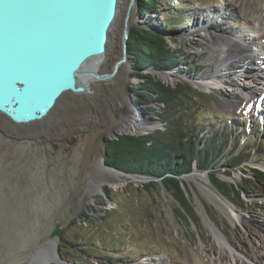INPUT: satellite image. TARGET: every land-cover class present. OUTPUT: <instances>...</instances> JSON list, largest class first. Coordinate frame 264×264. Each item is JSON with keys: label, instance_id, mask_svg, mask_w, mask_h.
Returning a JSON list of instances; mask_svg holds the SVG:
<instances>
[{"label": "rangeland", "instance_id": "obj_1", "mask_svg": "<svg viewBox=\"0 0 264 264\" xmlns=\"http://www.w3.org/2000/svg\"><path fill=\"white\" fill-rule=\"evenodd\" d=\"M132 1L128 32L147 18L159 27L166 26L164 21L175 24L181 28L167 34L170 45L188 60L202 56L198 63L205 66L199 71H187L190 65L183 61L182 71L174 67L160 72L174 75L173 79L180 76L165 81L174 87L186 83L196 94L189 115L176 111V120L201 122L200 137L213 134L220 142L227 138L215 170L233 185H221L229 208L223 210L205 198L197 180L188 179L198 172L195 165L186 178L189 208L173 197L160 178L146 186L149 181H141L143 177L106 171L104 138L164 129L160 115L166 106L155 100L144 105L137 99L142 80L132 75L134 63L127 52L112 81L92 83L86 95L67 93L42 124L16 123L0 113V264H37L33 262L36 250L53 238L57 228V255L63 235L78 243L68 245L69 250L91 264H251L245 261L244 256L249 257L245 248L257 249L259 264H264V180L252 174L264 172V69L259 66L264 67V49L260 47L259 57H251L247 64L245 60L235 63L227 49L215 45L217 36L236 41L233 34L242 33L248 38L250 26L258 19L264 22V0H158L146 17H139L137 0H124L118 21L121 29L107 41L103 73H112L119 55H124L122 16ZM231 10L235 16L227 25L222 14ZM230 28L234 33L227 34ZM257 38L264 45V31ZM149 71L159 74L151 67L143 70ZM214 72L220 76L219 85L212 79ZM202 81L204 87L197 84ZM231 99L232 107L222 106ZM136 109L142 113L138 117L154 127L117 131L124 116H135ZM231 152L244 159L230 166L226 161ZM246 183L250 188L244 190ZM231 213L242 218L232 220ZM105 254L114 258L104 261ZM58 258L51 264H70L60 254Z\"/></svg>", "mask_w": 264, "mask_h": 264}, {"label": "bare ground", "instance_id": "obj_2", "mask_svg": "<svg viewBox=\"0 0 264 264\" xmlns=\"http://www.w3.org/2000/svg\"><path fill=\"white\" fill-rule=\"evenodd\" d=\"M103 3L104 0H0V18L7 21V29L5 31L0 29V40L1 38H5L10 41L3 45L0 44V66L5 74L0 79V89L3 90L4 87H16L22 93L23 98L27 99V94L32 91L44 94L52 86L70 84L72 82L74 65L83 56L88 54L96 38L101 35V12H99V9ZM123 3L124 0H117L116 14L111 25L108 26V39L116 30L121 29L118 26V21L122 13ZM133 7L134 3L130 7L129 22ZM126 12L127 8L125 7V13L122 16V31H124L125 27L124 16ZM234 16L235 12L232 10L222 14V18L227 22V25ZM262 21L258 19L255 25L250 26V28L248 27V38L242 33L233 34V36H236V41H234V37L217 36L219 43L216 42V49L221 51L227 49L230 52L231 58L236 59L234 60L235 63L236 61L245 60L248 64L251 57H259L260 47L264 49L263 43L261 44L257 41L259 39L257 37H261L264 31V22ZM226 33H234V30L230 28ZM107 52L108 47L106 42L105 53L88 57L81 63L79 70L103 74L101 66L104 64ZM122 57V55H119L118 59L120 60ZM231 58L230 62H234ZM121 65H123V62L115 66L117 70ZM259 66L261 70L264 69V67L262 68V64H259ZM16 71L18 77L14 74ZM216 72L213 73L212 79L219 85L221 79ZM115 76L116 73L109 78H99L92 74H78L77 81L79 84L85 85V91L82 93L86 95L88 94V86L92 83L102 80L112 81ZM15 80H19L20 83H15ZM197 84L204 87L206 81ZM67 93L74 94V91L66 89L61 92L55 99L54 104L48 108L46 115L29 123L42 124V122L52 115ZM233 105V99L228 103L222 104V106L226 107H232ZM133 111L129 110L128 112ZM0 113L4 112L0 110ZM131 116L130 114L125 115L116 127V130L126 131L137 128L149 130L154 127L151 124L143 122V117H138L142 116L139 109H136L135 116ZM262 169L264 170V165H262ZM106 171L109 170L106 169ZM188 179L197 180L205 198L220 205L221 209L227 211L229 206L226 204L223 196L212 185L208 174L198 171L191 174ZM240 217L236 213L231 215L232 220L240 221L242 218ZM57 242L58 239L54 235L53 238L41 245L33 256V262L37 264H51L55 260H58ZM224 244H229L227 243V239L224 241ZM229 250L232 258L236 260L235 250L230 245ZM255 250L245 248V252L249 255L247 257H251V260H248L245 255V261L247 260L251 264H259L261 260L257 253L258 251Z\"/></svg>", "mask_w": 264, "mask_h": 264}, {"label": "trees", "instance_id": "obj_3", "mask_svg": "<svg viewBox=\"0 0 264 264\" xmlns=\"http://www.w3.org/2000/svg\"><path fill=\"white\" fill-rule=\"evenodd\" d=\"M158 3V0H137L136 10L139 17H146L145 15ZM181 16L185 15L181 14ZM164 23L165 27H159L150 18H147L144 23L139 22L141 27L133 26L129 30L127 39V52L135 69L132 75L142 80L138 84L139 89L136 97L144 105L149 100L165 104L166 111L160 115L164 129H157L149 133H124L114 138L106 137L103 140V151L105 163L108 166L135 177L160 178L173 197L182 206L189 208L180 176L191 172L194 165L198 171L209 170L212 183L222 194L225 195V191L221 189V185L233 188L232 184L219 179L215 170L224 154L221 145L227 143V138L220 142L219 137L213 136V132L209 137L206 135L200 137L201 122L194 125L188 119L183 120V117L181 120H176V111L181 110L182 114L187 115L188 113L189 115L196 97L191 86L180 83L174 87L157 79L151 72H143L149 67L157 71L171 70L176 67L182 71L179 67L183 61L190 65L187 70L190 72L199 71L200 66H205L203 63H198L202 56L191 57L188 60L170 45L167 34L174 33L181 27L177 28L175 24L170 25L165 21ZM191 132H194V135H191ZM242 155L248 156V151H243ZM239 159L244 158H238L231 152L226 162L232 166L238 163ZM252 174L264 180V172L254 170ZM151 183H147L146 186ZM248 187L250 188V184L246 183L243 189L246 190ZM77 244L70 243L61 235L58 248L61 258L70 264H91L88 259L79 258L78 252L69 250V246L74 247ZM101 258L109 262L114 257L111 254H105ZM118 258L116 257L114 260L117 261Z\"/></svg>", "mask_w": 264, "mask_h": 264}, {"label": "water", "instance_id": "obj_4", "mask_svg": "<svg viewBox=\"0 0 264 264\" xmlns=\"http://www.w3.org/2000/svg\"><path fill=\"white\" fill-rule=\"evenodd\" d=\"M132 3H133V1L131 2V5H132ZM131 5L127 9V12H126L127 15L125 18L124 33H126V38L124 40L125 41L124 55H123L122 59H120L117 62L116 65H119V63H122L123 61H125L127 59V46H128L127 39L129 36L128 24H129V16H130L129 13H130ZM116 7H117V0H104L103 5L99 9V12H101L100 13L101 35H99L96 38L95 43L91 47V49L89 50L88 54L83 56L74 65V68L72 70V71H74L73 76H72V82L70 84H68V85L62 84L61 86L60 85L52 86L44 94L32 91L29 94H27V96H28L27 99L23 98L22 93L19 92V90L16 89V87L15 88L14 87H11V88L10 87H4L3 90L0 89V90H2L0 92V110H2L8 117H10L16 123H28L30 121H33L35 119H38V118L46 115L48 112V108H50L54 104L55 99L64 90L71 89L74 91V93L84 92L86 87H85V85L78 83V81H77L78 74H90V75L92 74V75H95L99 78H102V77L109 78V77L113 76V74L117 70V67H115V69L112 73H103V74L89 73V72H85L83 70H79V68H80L81 63L84 60H86L88 57H90L92 55L105 53V44H106L107 39H108V34H107L108 26L111 25V23L114 19V16L116 14ZM0 29L2 31H5L7 29V21L4 20L3 18H0ZM9 42L10 41L6 40L5 38H1V40H0V44H2V45L9 43ZM1 68L2 67L0 66V77H1L0 79H2L3 76L5 75L4 72L1 70ZM149 72L152 73L153 71H149ZM158 72H159V74H157V76L155 75V72H153L152 74H154L157 79H160L163 81H165L166 79H170V80L174 81L176 79H179V77H180V76H175V78L173 79L170 76H174V75H171V74L165 73V72L163 73L160 71H158ZM14 74L16 77H18V75H16L17 71ZM159 75H160V77H159ZM181 78H183V77H181ZM17 82H19V80H15V83H17ZM117 136L118 135H116L115 137H117ZM104 163H105V161H104ZM105 165H107V164L105 163ZM105 167L107 169H110V170H115V168L110 167L108 165ZM118 173L123 174L121 171ZM205 173L208 174V176H209L208 172H205ZM188 175H190V174H187V175L184 174L181 176L184 188L187 185L186 181H189L186 179ZM142 177L143 178L140 179L141 181H149V183H150V181L154 180V178H152V177H145V176H142ZM209 179H210V176H209ZM219 179L222 180V178H220V177H219ZM130 180L135 181L137 179L131 178ZM210 181H211V179H210ZM211 183H212V181H211ZM212 185L220 193V191L217 189V187L213 183H212ZM54 235L58 239V236H59V229L58 228L54 232L53 236Z\"/></svg>", "mask_w": 264, "mask_h": 264}, {"label": "clouds", "instance_id": "obj_5", "mask_svg": "<svg viewBox=\"0 0 264 264\" xmlns=\"http://www.w3.org/2000/svg\"><path fill=\"white\" fill-rule=\"evenodd\" d=\"M224 51H226V49H224Z\"/></svg>", "mask_w": 264, "mask_h": 264}]
</instances>
